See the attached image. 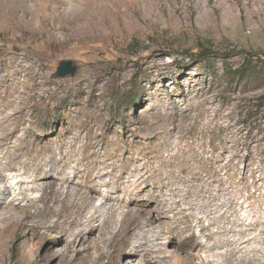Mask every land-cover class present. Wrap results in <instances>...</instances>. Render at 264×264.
Returning <instances> with one entry per match:
<instances>
[{"label": "rangeland", "instance_id": "374dc122", "mask_svg": "<svg viewBox=\"0 0 264 264\" xmlns=\"http://www.w3.org/2000/svg\"><path fill=\"white\" fill-rule=\"evenodd\" d=\"M117 10L75 26L68 42L0 33V137L16 131L28 158L70 177L79 168L78 187L97 175L96 207L108 195L137 202L149 240L114 247L98 233L85 244L62 227L21 229L0 264H239L236 240L264 264V0H124ZM42 49L11 75L14 52ZM64 61L75 75L59 76ZM8 166L9 184L29 182L21 162Z\"/></svg>", "mask_w": 264, "mask_h": 264}, {"label": "bare ground", "instance_id": "6f19581e", "mask_svg": "<svg viewBox=\"0 0 264 264\" xmlns=\"http://www.w3.org/2000/svg\"><path fill=\"white\" fill-rule=\"evenodd\" d=\"M123 1L0 0V33L19 35L21 32L30 29L35 33L47 34L51 41L58 34H61L66 38V42H68L76 34L75 31L78 28L75 26L85 31L83 29L88 24L92 25L93 22L101 19L103 16L116 15L117 8ZM47 56L48 54L45 49L39 50L37 55L28 52L22 53L20 50H17L9 60L10 65L15 67L11 75H15V77L16 74L20 75L21 71L18 69L24 67V62L37 57L44 59ZM2 70H4L2 76L8 78L10 75L8 71L5 68ZM15 136L16 131H13L7 132L0 137V231H3L5 234L4 240L0 241V247L5 245L6 238L11 236V231L16 233L21 229H28L32 236H39L44 229L51 227L55 229L57 227L66 228L68 231L73 232L75 239H80L83 243H90V237L95 233L100 234L102 241L109 242L114 247L117 244H126L128 241H132L139 248L143 242L149 240V238L147 239L148 234H146L147 226L145 225V227L144 224H141L140 213L138 210L136 211V208H131L132 206H137V202L129 198L127 202H124L125 205H120L119 203L120 206H118L115 203L111 204L113 199L108 195L106 199L104 198L105 202L96 207L95 201L97 195H100L99 189L94 184V177L97 175L93 176L91 172L88 180L84 181L85 184L78 187L76 177L80 173L79 168L74 171L75 175L70 177L65 170H59L58 166L60 164L53 159L50 162L37 164L35 158L27 157L30 155V152L26 151L22 144L17 145L19 141L17 144L12 142ZM1 140H4V142ZM17 161L21 162L22 168L19 169L20 173L26 176L29 182H26L27 180L25 182L18 181L19 183L13 181L9 184L4 177L2 166L8 164L10 168V164H16ZM95 167L92 168L93 172L96 170ZM23 184L27 185V187L24 189L22 187L21 189L20 186ZM138 186L135 187L137 188ZM18 191H20L19 195L17 194ZM35 193H40L41 195L35 197ZM102 196L104 195L102 194ZM26 202L27 204H25ZM3 207L7 209L4 213L1 210ZM35 207L37 208V212L33 214L29 213L30 209ZM102 207L106 210V215L104 216L100 214ZM92 210L93 212H91ZM186 219L187 215H184L183 221L186 222ZM149 221H151L150 226H152L153 219ZM72 245L74 244L72 243ZM233 245L237 247L230 251L232 259L238 257L236 260L239 264H258L257 254L252 256L255 252L245 251V249L238 247L240 240H236ZM261 250L264 249H257V251L263 252ZM166 258L168 259V257ZM192 258L196 259L195 256H188L186 259L192 261ZM211 258L209 255L205 256V261L211 264L214 262ZM217 264L223 263L217 262Z\"/></svg>", "mask_w": 264, "mask_h": 264}, {"label": "water", "instance_id": "95a60500", "mask_svg": "<svg viewBox=\"0 0 264 264\" xmlns=\"http://www.w3.org/2000/svg\"><path fill=\"white\" fill-rule=\"evenodd\" d=\"M78 71V67L73 61H64L59 68V76L66 77L67 75H75Z\"/></svg>", "mask_w": 264, "mask_h": 264}, {"label": "trees", "instance_id": "16d2710c", "mask_svg": "<svg viewBox=\"0 0 264 264\" xmlns=\"http://www.w3.org/2000/svg\"><path fill=\"white\" fill-rule=\"evenodd\" d=\"M204 51L202 50L201 53H199V56L203 55ZM250 64V61L248 59H245V67L240 70V72H245L247 70L248 65Z\"/></svg>", "mask_w": 264, "mask_h": 264}]
</instances>
